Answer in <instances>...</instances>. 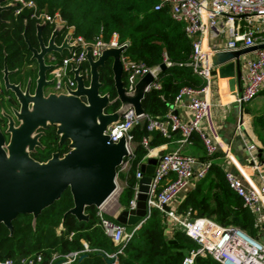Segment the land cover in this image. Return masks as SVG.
<instances>
[{
  "label": "trees",
  "instance_id": "16d2710c",
  "mask_svg": "<svg viewBox=\"0 0 264 264\" xmlns=\"http://www.w3.org/2000/svg\"><path fill=\"white\" fill-rule=\"evenodd\" d=\"M32 1L39 10H45L49 14L58 13L65 26L72 27L74 36L81 37L87 43H93L96 38L107 42L111 34L116 33L118 43L126 47L123 55L146 68L157 69L165 56L168 64L158 70L155 80L159 88H151L142 101V108L149 118L164 117L182 87L201 89L205 86L204 80L193 73L188 65L192 48L191 41L183 31V25L171 19L167 7L154 11L153 7L158 0ZM19 17L11 18L0 29L8 34L5 37L0 34V41L9 48L13 65L20 47H24L21 37L24 27L27 36L35 33V22L30 21L26 13ZM52 29V26L45 24L44 31L49 33ZM84 67L88 68L87 65ZM98 72L102 84L100 93H107L110 99H114L111 61L108 60ZM122 78L125 83L126 77L123 75ZM117 108L118 103H114L106 112L115 111ZM146 125L147 121L143 120L133 127V158L130 167L126 176L119 172L117 174L125 182L118 199L122 208H126L133 197L135 173L147 153L140 144L142 138L149 137V148L167 142V138L158 132L147 133ZM257 136L264 148V128ZM53 137L54 131L49 128L42 139L48 150L39 152L44 155L42 157H31L40 162L46 160L50 152L57 149ZM192 137L200 141L196 134ZM215 176L222 182L223 194L213 197L210 195L206 176L188 194L180 211L191 208L198 215L214 218L221 225L239 226L256 238L254 216L243 207L242 200L230 191L224 174L219 169H216ZM71 207L72 199L66 191L58 201L42 211L34 226L30 215L19 216L12 222L11 235L0 225V260L29 258L33 264H54L58 260L72 259L70 256L76 254L69 264H106L105 259L112 255L115 256L112 264H181L182 259L196 249V244L180 231H174L170 238H166L163 215L155 209L151 210L146 222L134 232L133 227L125 226L126 232H132V235L121 245L115 246L99 224L98 209H86L88 221L79 223L71 215L64 217ZM38 257L40 261H37ZM194 264L218 263L208 257L197 256Z\"/></svg>",
  "mask_w": 264,
  "mask_h": 264
},
{
  "label": "built area",
  "instance_id": "2783aa9c",
  "mask_svg": "<svg viewBox=\"0 0 264 264\" xmlns=\"http://www.w3.org/2000/svg\"><path fill=\"white\" fill-rule=\"evenodd\" d=\"M12 3L16 16L26 13L30 21L36 24L47 23L53 29L56 26H64L63 38L69 34L68 44L77 45L57 61L51 56L54 65L50 71V80H52L50 92L55 94H65L67 90L75 89L76 82L72 70L78 66H81L79 75L84 81L89 78V68L84 67L87 65V46H90L93 60L100 56L101 48L125 46L118 43L116 33H112L107 42L96 38L93 43H87L81 37L74 36L72 27L65 26L58 13L49 14L45 10H39L32 0H12ZM164 7L168 8L173 21L183 25V31L191 41L192 48L188 65L193 73L204 80L205 86L201 89L182 87L176 94L172 107L183 103L184 99L188 100L185 107L190 118L186 121H181L172 111L161 118H149L146 115L138 118L130 110L110 125L105 131L110 142L116 143L124 138L128 152L118 172H127L130 167L133 158L131 131L138 122L147 121V133L158 132L166 138L173 134L180 135L179 147L176 150L162 153L157 157L146 199L145 222L151 210L155 209L170 221L174 231H180L196 244V249L190 251L182 259L181 264H194L197 256L208 257L218 264H264V243L242 228L235 225H219L205 217L192 218L190 212L181 217L167 210L185 187L202 181L208 175L212 169V159L217 152V143L203 129L209 112L208 94L211 74L215 69L217 70L210 64V57L222 51H237L264 44V0H158L153 10L160 11ZM120 62L122 73L126 77L124 88L127 92L134 89L136 82L142 76L156 70L133 62L123 54ZM163 63L168 64L165 56ZM156 78L157 76H154L148 91L151 88H159L155 83ZM240 84L238 91L235 89V92L225 95L220 93L221 107L247 105L264 90V49L251 53L243 62ZM193 134L198 136L204 149L205 155L201 160L180 152V147L191 143ZM148 142L147 136L140 142L147 151L146 156L150 152ZM253 149V146L249 147L250 151ZM223 153L228 156L227 150L224 149ZM139 167L140 165L135 174L137 181L142 177ZM224 179L230 191L242 200L243 207L251 214L256 216L264 214V187L253 185L245 187L238 178L228 172H225ZM136 196L137 185L134 187L128 209L135 207ZM99 209L97 211L99 224L115 246L124 243L132 232L141 226L138 224L133 227L131 233H127L125 227L103 215ZM85 251H87L86 247ZM75 256L76 254H73L70 258ZM114 257L111 256L113 259ZM37 261H40L39 257ZM69 263L70 259L64 261V264ZM0 264H33V261L29 258L5 259L0 260Z\"/></svg>",
  "mask_w": 264,
  "mask_h": 264
},
{
  "label": "water",
  "instance_id": "95a60500",
  "mask_svg": "<svg viewBox=\"0 0 264 264\" xmlns=\"http://www.w3.org/2000/svg\"><path fill=\"white\" fill-rule=\"evenodd\" d=\"M0 0V13L9 9ZM45 29V23L35 25L39 42V51L32 49L23 37L32 58L37 63V77L34 90L29 94L28 86L22 93L17 85H11L5 80V87L11 90L20 105L13 115L18 122L8 118L5 135L0 130V225L13 232L12 222L19 216L30 215L32 226L43 210L58 201L61 195L68 191L72 199V207L64 214L71 215L77 222H87L85 210L101 208L117 191V174L124 159L127 157L126 141L110 142L105 134L107 128L117 122L126 112L132 110L138 118L145 112L142 101L148 88L157 76L158 70L166 67L160 64L153 72L142 76L134 89L127 92L124 88L120 57L125 46L118 48H101L100 56L93 60L90 46L86 47V63L89 68V81L85 84L79 75L81 66L72 70L76 82L74 90L65 94L45 93L50 88L52 80L47 73L53 66L45 63L48 54L62 57L64 52H71L77 47L69 45V34H66L59 45L54 43L55 37L64 30V26L54 27L50 39L45 45L40 34ZM264 49V44L237 51H222L210 57V64L216 67L219 78L226 84L219 88L221 94L235 92L240 89L241 58L245 55ZM111 61V74L115 98L110 100L107 93L101 94L99 68ZM118 103V108L106 112L112 104ZM170 109L172 107L170 106ZM49 126L55 127L58 144L68 142V151L63 155L53 153L44 162H37L30 154L36 147H41L39 138ZM157 160L147 159L140 164L142 177L137 181L136 204L132 209L123 210L115 222L123 227H135L145 223L146 199ZM106 264H112L113 258H106ZM54 264H64L58 260Z\"/></svg>",
  "mask_w": 264,
  "mask_h": 264
},
{
  "label": "crops",
  "instance_id": "0c3cea01",
  "mask_svg": "<svg viewBox=\"0 0 264 264\" xmlns=\"http://www.w3.org/2000/svg\"><path fill=\"white\" fill-rule=\"evenodd\" d=\"M64 54H66V52H64ZM250 55L251 54H248L241 58V67L243 62ZM219 81L220 80L215 69V71L211 74L210 89L208 94L209 112L207 119L203 124V129L218 145L217 152L212 159V170L206 177V183L209 185L210 195L212 197L214 195L220 196L223 194L221 186L222 182L215 176L216 169H219L223 174L228 172L234 175L243 183L245 187H248L249 185L264 187V148L257 136L256 130L253 127V118L260 110L255 107V105L259 102L257 101L258 98H260L258 99L260 101L264 98V90L255 101L250 102L247 105H229L221 107V90L219 88ZM236 90L238 91L239 89L236 88ZM187 102L188 100L184 99L183 103L173 107L171 106L172 109L169 108L168 112L172 111V113L175 114L181 121L188 120L190 115L185 107ZM179 138L178 134L170 135L169 138H167L166 143L150 148L148 156H145L143 161L145 162L149 158L157 160V157L160 154L176 150L179 147ZM190 142L191 143L189 145L180 147V152L184 155H189L200 160L203 159L205 154L200 141L197 140V138L191 137ZM250 146H253L254 148L252 151L249 150ZM224 149L228 151V156H225L223 153ZM120 174L122 176H126L127 173L123 172ZM116 182L121 194L125 186V182L120 177H117ZM196 184L185 187L180 192L176 200L169 205L167 210L174 212L176 215L181 217H184L187 212H190L192 218L205 217L214 223L221 225L214 218L198 215L191 208H188L185 211H180L182 203L185 201L188 194L193 191ZM135 185H137L136 179ZM106 204L107 202L103 206ZM103 206L101 208H103ZM101 208L99 210L102 211ZM127 209L128 206L126 208H122L118 202L117 206H108L102 211V213L110 219H115L123 210ZM253 216L254 227L256 229V239L264 243V214ZM163 218L165 237L170 238L174 232L173 226L164 215Z\"/></svg>",
  "mask_w": 264,
  "mask_h": 264
},
{
  "label": "flooded vegetation",
  "instance_id": "af4514ba",
  "mask_svg": "<svg viewBox=\"0 0 264 264\" xmlns=\"http://www.w3.org/2000/svg\"><path fill=\"white\" fill-rule=\"evenodd\" d=\"M2 6H9V9L4 10L0 13V29L7 22H9L11 18L14 19L20 18L19 16H16L14 14V4L12 3V0H5V3L4 5L2 4ZM52 31L47 33L46 31L43 30L41 32L40 38L45 45H47ZM23 32L21 33V37L24 47H20L21 49H19L17 53L18 54L17 58H14L16 59L14 65L11 63L12 58H10L9 48L6 46V44L0 41V130L4 135L9 122L7 117L12 118L14 126L18 125V122L15 119L13 112L18 111L20 108V105L17 101V98L15 97V94L11 90L5 87V80H7L8 83L11 85L19 86V89L22 93H24L26 87L28 86L29 94H32L34 90L35 79L37 77V63L36 60L32 58V53L28 49L27 44L25 43ZM0 34H2L3 37L8 36V34L4 32V30L0 31ZM25 38L29 42V45L31 46L32 49L39 51V42L36 36V31L34 34L30 33L27 36L25 30ZM62 40H63V33L60 32L55 37L54 43L56 45H59L62 42ZM51 56L55 57V61H57L59 56L55 54L54 55L48 54L47 56H45V63L47 65L53 66L54 62L51 61ZM25 57L27 60L25 59ZM47 78L50 79V73H47ZM88 81L89 78L85 79L84 81L85 84L88 83ZM49 128L53 129L54 131L53 139L55 140L56 143L55 147H57V149L55 148V150H52L50 152L49 157L46 160H43L42 162L47 161L53 153H58L61 156L68 151V142L65 141L62 145H59L58 137L55 134V127L49 126L46 130L43 131L42 136L39 138L41 147H36L35 151L31 153L30 156L31 155H38V157L44 156L39 154V152H45L48 150V147H46L45 144L42 143V139L45 137V131H47ZM5 139L8 140V135H5ZM53 147L54 146H52L51 148L53 149ZM35 161L40 162L38 160Z\"/></svg>",
  "mask_w": 264,
  "mask_h": 264
},
{
  "label": "rangeland",
  "instance_id": "374dc122",
  "mask_svg": "<svg viewBox=\"0 0 264 264\" xmlns=\"http://www.w3.org/2000/svg\"><path fill=\"white\" fill-rule=\"evenodd\" d=\"M50 91H51L50 88L45 89V93H48ZM258 99H260V98H258ZM258 99H257V101H259V102H257V104H256L257 106L255 105V107H257L260 110H259V112L256 113V115H258V116L255 115L254 118H253V127H254V129L256 130L257 133L262 131L263 128H264V98H262L261 101L258 100ZM255 100H253V101H255ZM253 101H251V102H253ZM119 196H120V190H119V187H118V189L115 192V194L107 201V204L105 206H103V208H101L102 211L108 206H117ZM74 258L70 259V262Z\"/></svg>",
  "mask_w": 264,
  "mask_h": 264
},
{
  "label": "bare ground",
  "instance_id": "6f19581e",
  "mask_svg": "<svg viewBox=\"0 0 264 264\" xmlns=\"http://www.w3.org/2000/svg\"><path fill=\"white\" fill-rule=\"evenodd\" d=\"M220 83H221L222 86H224V85L226 84L225 79H221V80H220Z\"/></svg>",
  "mask_w": 264,
  "mask_h": 264
}]
</instances>
